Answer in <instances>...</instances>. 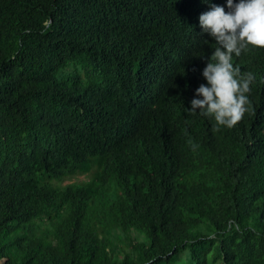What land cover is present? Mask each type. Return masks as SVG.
<instances>
[{
	"label": "trees",
	"instance_id": "trees-1",
	"mask_svg": "<svg viewBox=\"0 0 264 264\" xmlns=\"http://www.w3.org/2000/svg\"><path fill=\"white\" fill-rule=\"evenodd\" d=\"M208 10L0 0V264H264V47L234 127L190 113Z\"/></svg>",
	"mask_w": 264,
	"mask_h": 264
},
{
	"label": "clouds",
	"instance_id": "clouds-1",
	"mask_svg": "<svg viewBox=\"0 0 264 264\" xmlns=\"http://www.w3.org/2000/svg\"><path fill=\"white\" fill-rule=\"evenodd\" d=\"M202 3L210 10L198 17L201 35L211 37L215 47L201 73L206 83L195 89L188 111L232 128L248 110L247 93L254 80L250 72L241 75L232 59L264 47V0H226L227 12L209 0Z\"/></svg>",
	"mask_w": 264,
	"mask_h": 264
},
{
	"label": "rangeland",
	"instance_id": "rangeland-1",
	"mask_svg": "<svg viewBox=\"0 0 264 264\" xmlns=\"http://www.w3.org/2000/svg\"><path fill=\"white\" fill-rule=\"evenodd\" d=\"M89 180V175H77L70 179H67L61 183L62 186L70 184V183H81ZM181 264H184L183 262ZM212 264H220L218 261Z\"/></svg>",
	"mask_w": 264,
	"mask_h": 264
}]
</instances>
